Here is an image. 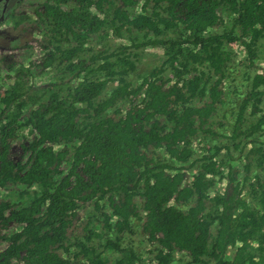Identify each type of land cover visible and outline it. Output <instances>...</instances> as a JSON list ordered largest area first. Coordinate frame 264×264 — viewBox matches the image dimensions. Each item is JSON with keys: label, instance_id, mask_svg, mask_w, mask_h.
I'll return each mask as SVG.
<instances>
[{"label": "trees", "instance_id": "obj_1", "mask_svg": "<svg viewBox=\"0 0 264 264\" xmlns=\"http://www.w3.org/2000/svg\"><path fill=\"white\" fill-rule=\"evenodd\" d=\"M30 7L37 59L12 50L34 80L0 93V264H264V0Z\"/></svg>", "mask_w": 264, "mask_h": 264}, {"label": "rangeland", "instance_id": "obj_2", "mask_svg": "<svg viewBox=\"0 0 264 264\" xmlns=\"http://www.w3.org/2000/svg\"><path fill=\"white\" fill-rule=\"evenodd\" d=\"M11 1V0H9ZM44 0H27L26 2L22 1L21 5L22 6V11L20 13H17L15 16H11L12 18L9 19V25H5L4 28H2L3 32L0 34V80L1 82V90L0 93L6 95V98L4 101H7V99H9L10 97H12L13 95H15L18 91H23L24 87H28L29 83H30V78L28 75V70H26L25 67H21V65H16L18 63V61L20 59H16L18 54V51L12 50V47H14L15 44H23L27 41H30V43L32 45H34V41H32L33 36L30 37V39L25 40L26 38H20V35H18L19 30H20V26L23 25V20H25L24 18L29 17V11L31 8V3H34V5L40 4L42 3ZM29 6V7H27ZM9 27V28H7ZM12 30H14L12 32ZM18 35V36H17ZM15 36H17L16 38H14ZM8 37L12 38L9 39ZM35 40V39H34ZM230 45L232 46H236L235 44H232V42H230ZM263 51L261 54L258 55V65L260 67H264V47L262 48ZM28 52V54H27ZM23 54H21L22 56H26L25 58V63H27L28 61L33 62L34 59L37 58V49L33 48L30 51H27ZM19 57V56H18ZM161 57V52L159 50H146V52L144 53L143 57L140 59V67L143 66H151L154 64L155 61H157L159 58ZM20 58V57H19ZM13 65L12 71L11 73L15 76L16 75V80H12L11 78L6 79L5 77V72L4 70L6 69V67H8L9 65ZM16 65V66H15ZM133 62L130 59V63L128 65V67L132 68ZM134 66H137V64H135ZM45 73H47L48 76H51V71L47 70ZM53 75V74H52ZM46 81L49 80V78L45 75L42 76ZM3 84H5L6 86H11V90L8 91L7 89H5L3 86ZM26 97H29V95L26 94ZM16 145V144H14ZM13 145V146H14ZM197 146L195 144H193V147ZM15 149L16 146H14L11 155L15 154ZM223 186V184H217V187H221ZM4 192H2V195L4 196ZM136 243H138V240H135Z\"/></svg>", "mask_w": 264, "mask_h": 264}, {"label": "flooded vegetation", "instance_id": "obj_3", "mask_svg": "<svg viewBox=\"0 0 264 264\" xmlns=\"http://www.w3.org/2000/svg\"><path fill=\"white\" fill-rule=\"evenodd\" d=\"M9 1V0H8ZM12 1H14V0H12ZM27 0H24V2H26ZM31 5H34V3H31ZM28 7V6H27ZM17 13L16 12H14V14H12V15H9L8 17H7V19L5 20V21H3V23L1 24V26H0V34L3 32V30H2V28H4V26L5 25H9V19L10 18H12L11 16H15ZM25 19V18H24ZM23 22H25V20H23ZM21 27V26H20ZM7 28H9V27H7ZM9 39H11L10 37H8ZM35 39V38H34ZM34 39H32V41L31 42H33L34 43V45H32L31 43H30V41H28L29 42V46L31 45L33 48H36L37 49V47H35V40ZM30 50H32V49H29L28 51H30ZM38 50V49H37ZM37 59V58H36ZM36 59H34V61L36 60ZM16 65H18V63L16 64ZM15 65V66H16ZM5 75H6V72L4 73ZM8 76L9 77H6V79H8V78H11L12 80L14 79V80H16V75L14 76L12 73H10V74H8ZM38 79H40L41 81H45L46 82V80L42 77V76H36ZM29 78H30V80H34V79H32V76L31 75H29ZM29 80V81H30ZM31 82V81H30ZM0 83H3V82H1V80H0Z\"/></svg>", "mask_w": 264, "mask_h": 264}, {"label": "clouds", "instance_id": "obj_4", "mask_svg": "<svg viewBox=\"0 0 264 264\" xmlns=\"http://www.w3.org/2000/svg\"><path fill=\"white\" fill-rule=\"evenodd\" d=\"M186 183H189V180H187Z\"/></svg>", "mask_w": 264, "mask_h": 264}]
</instances>
